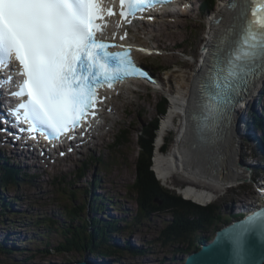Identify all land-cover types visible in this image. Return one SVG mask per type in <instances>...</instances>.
I'll return each instance as SVG.
<instances>
[{"label":"snow or ice","instance_id":"1","mask_svg":"<svg viewBox=\"0 0 264 264\" xmlns=\"http://www.w3.org/2000/svg\"><path fill=\"white\" fill-rule=\"evenodd\" d=\"M171 0H119L122 24L138 13ZM106 0H0V87L15 76L18 99L9 110L17 126L46 139L72 138L70 133L97 115L98 90L114 88L128 78L155 83L131 57V45L103 38L106 17L116 15ZM225 7L237 14L211 50L207 79L201 84L204 102L194 114L200 133L217 132L230 123L236 103L257 78H264V0H228ZM142 18V17H141ZM151 18V17H149ZM223 17L213 23L219 24ZM121 25L118 24L117 27ZM128 33L120 36L125 40ZM119 47L122 51H111ZM149 52L146 49H138ZM150 54V52H149ZM17 70H12L13 63ZM32 138H35L34 136ZM264 199V190H258ZM231 237L236 264L244 259L248 233L264 235V207L245 218Z\"/></svg>","mask_w":264,"mask_h":264},{"label":"rangeland","instance_id":"2","mask_svg":"<svg viewBox=\"0 0 264 264\" xmlns=\"http://www.w3.org/2000/svg\"><path fill=\"white\" fill-rule=\"evenodd\" d=\"M203 1L204 0H197L194 5L195 10L192 13L174 16L168 18L165 21L160 18L157 23L146 25L145 29L148 30L147 35H144V32H141L140 34L136 33L132 34V36H129V38L134 42L137 41L150 46L149 48L152 50L151 52L155 53V56L148 58L144 57L142 54H138V61L140 63L146 62L147 64L158 68L156 70V75L160 80L159 85L156 88L152 89L142 81L137 83L136 86H133L134 90H130V92H132L131 94L122 96V99H119L118 97L113 98L111 101L117 102L121 107L119 113L115 114V117L117 118V120H120L121 123L116 124L117 122H114V120L109 121V127L105 128V131L102 132V134H104V138H97L95 141L93 140V142L91 140L90 142L92 144L88 146L90 147L89 149L83 150L82 148L83 151L81 149H78V152L82 153L80 156L74 155L73 157L64 159H61L57 156V159L53 158L48 160V164H50L48 168L47 165L45 166L44 164L38 162L39 170H30L23 168L27 171V173L35 176V178L30 180L29 182H24L20 186L11 187L8 191H1L0 197L4 200H7V202H10V206L12 207V199H14L12 197L13 194H17L19 196L17 197L21 198V200L16 204V210L19 212L17 215H11L8 212H5L3 215L1 214V240L2 238H5L7 232L9 233L15 230L13 226L8 225L11 221H22V228L25 231V235L27 234V236L25 237L16 234L18 237L17 239H19L20 245L22 243L21 241H26L28 237V241H33L32 236H39L38 232L42 234V232H40L42 231V225L40 226V224H35V222H37L40 218H51L55 222V225H65L66 223H68V220L65 217L64 210V207L67 206V204L74 206L77 203H79L78 205H87V211H85V215H88L91 218L92 213L89 210V208L91 207H88L90 197L85 195V191L89 188H92L91 183L94 180L92 176L95 170H97V174L95 175V177L98 176L101 178L100 185L95 187V195L99 196L102 200L107 198L108 200H106L105 202L107 207L110 201L109 197L112 198V210L109 212L107 211L106 207V212L109 213L108 215L110 216L112 214L113 218L118 219L124 218V222H121V225H123L124 228H126L125 223L132 222L133 217L137 215V204L135 199L136 195L130 191L132 183L136 179L137 175L136 163L138 160L139 152L137 146V131L142 129V125H146L147 122L152 121L155 118L156 107L158 106L161 98L166 97L168 99L169 102L167 109L169 112V109L171 107V98L176 95L178 89L181 90L180 93L183 94L184 91L188 92V88L192 85L194 70L195 67L200 63V55L203 51L202 47H204V43L207 39L206 31L209 28L210 20H213L212 15L203 16L199 12L198 8ZM221 3L222 0H219L217 6H220ZM172 19L183 21L184 23L180 24L181 27L172 28L171 26H173V23H169ZM152 39H154L155 43L150 42ZM151 44L156 45L159 51H153ZM261 88L262 86H260L254 93L252 104L255 103L257 95L261 93ZM262 99L263 101L260 100L258 102L257 107L259 109H261V106L264 104V96H262ZM128 101L132 102V105L130 106L132 111L127 113L126 111H124V106ZM245 112L246 111H244L243 115H245ZM176 114H179V112H176ZM166 115H164L163 117H165ZM163 117L161 118L162 123L161 121L159 122V127L163 124ZM176 117L177 119L175 120ZM250 118L251 116L249 114L247 118L249 122ZM174 120L175 124L178 125L180 123V116L175 115ZM172 122L168 125V127H170L171 125L174 126ZM124 129L128 130L129 132L128 140L124 143L121 142L122 145L118 147H111L110 144L113 142V140H115L119 130ZM160 130L161 127L158 128L156 138ZM176 131L177 127L169 128V130L163 134V137L165 136L163 140H172L173 142H175L177 139ZM240 132L242 134V131ZM191 145L195 149H197L193 141H191ZM239 145L241 146L239 161L243 160V162L249 164L250 168L255 169V166L263 159L259 157L254 158V156L251 159L250 157H248L249 149L245 146V143L239 140ZM174 149L175 147H172V149L170 148L169 151H165L164 153H169L171 151L174 152ZM164 150V147H162V151ZM91 157L100 159L105 164V166H103L104 170L96 160H93V162H91ZM58 159L61 160L58 161ZM262 164L264 165V162ZM84 168L86 169V172L83 173L85 174V177L79 179L76 174L78 172H81ZM245 171L248 175V171L246 169ZM254 176H257L260 181H264V176L262 177V173L256 169L253 172L249 171V175L246 180L244 179L237 183H241L239 185H248L250 184V181ZM55 179L58 181L63 180L64 183L61 182L62 185L60 186L59 182L57 186H54L53 181ZM159 180L161 185L169 191L175 190L174 188H176V186L185 187L187 185V182L194 183L192 180H190V178L188 179L182 176L180 173L171 175L169 180H161L160 178ZM194 180L199 181L197 180V178ZM239 185H237L239 189L232 188L231 190L227 191L223 189L220 192L218 190L219 193L215 195L214 204L220 206L222 216L229 215V213L232 212L233 208L238 207L237 203L239 202L235 201L244 202L246 200H250L251 203L255 202L254 206L260 204V200L258 198L259 196L255 188L245 189L244 187H241ZM106 188H109L112 192L109 191L106 194ZM70 189L79 190L80 192V197L78 198V200H76V202H72L69 199L68 192ZM64 190H66V194L63 193ZM184 190H175L174 192L177 195L181 196L182 193L185 194ZM240 191H242V193ZM112 194H115L116 196H113ZM245 195L251 196V199ZM186 196L190 195L187 194ZM223 196L225 197L223 198ZM114 204H117V207H115ZM19 206H22L25 209V212L21 211ZM107 216L104 215L105 218H107ZM100 218L102 219L103 216ZM171 219L172 216L169 214H160L156 217L151 218V220L149 221H142V226L132 228L133 226L130 225L128 229L123 228L124 230L120 234L124 235L123 237H127V241L134 248L143 247V249L147 251V255L130 258V256L125 254L123 251H120L121 254L117 253V255H113L115 251L111 249L108 251L111 253L113 252L112 257L108 258L107 261H112L118 258L124 264H178V262L176 263V261L181 256L179 257L178 253L176 254L175 252H172L173 249L171 248H162L160 243H157L156 240H154L157 238L159 230L167 225ZM72 224L76 226L78 222L74 221ZM17 231H19V229L15 230V232ZM119 237L120 236L116 235V241L113 242L114 244L112 243L115 248H121L120 244L123 243L120 242ZM61 239L62 237L60 236V234L53 231L49 240L52 241V246H56L58 242L61 241ZM42 240H44V238L36 241L41 242ZM28 241H26L25 243H28ZM33 247H35L36 249H44L45 245L42 243L41 245H33ZM29 254L30 252H28V248L25 251L20 250V252L18 253V255L25 256ZM74 254L75 253H65L62 255L52 254L46 259L41 260V258H37L30 261L29 263L62 264L67 260L74 261ZM1 256L2 255H0V260H8V263L0 264H17L21 263V261L26 258L25 256L17 257V255L15 254H13L12 256L9 255V257L2 256L1 258ZM86 257L88 259L98 258L90 254H87ZM75 258L76 260H83V257L80 254L76 255ZM97 260L100 259L98 258Z\"/></svg>","mask_w":264,"mask_h":264},{"label":"bare ground","instance_id":"3","mask_svg":"<svg viewBox=\"0 0 264 264\" xmlns=\"http://www.w3.org/2000/svg\"><path fill=\"white\" fill-rule=\"evenodd\" d=\"M235 2H239V0H235ZM227 3H228V0H225L220 6L217 7L215 14H214V19L212 21H210V25H209L208 33H207V37H206L207 39L204 43V47L202 49L203 51L200 55L201 56V63L195 67L194 74L192 73L194 76L193 81H192V85L188 88V92L184 91L183 94H181L180 93L181 90L178 89V91L176 92V95H174L171 98V103H170L171 107L169 109V112H168V109L166 110V114H167V112H168V114L167 115L165 114L166 116L163 117V124L160 126L161 130H160V132L156 138V144H157V146H159L160 142L163 141V139L165 138V136L163 137V134L165 132H167L169 130V128L177 127V131H176L177 139L174 142V147H175L174 152L171 151L169 153H164V155H163L160 153V151H157L155 154V157L153 158L154 163H155V168L157 170V175L159 176V178L161 180L169 179L170 177L168 178L167 176H169L173 172L174 169L180 170L181 168L183 171H185L188 174V176H191L194 179L198 178L199 181H194L189 177L190 180H192L195 183H191V182L188 183L187 182L188 183L186 185L187 188L184 190L185 194L190 195L193 199L190 196H186L183 193L182 194L184 196H186L187 198H190L192 200L201 201V202H208L209 198L212 197V194L215 196L221 190L226 189L225 187H227V185L228 186H232V185L236 186L239 184L237 182H240V181H242L248 177V175L246 174V171H245L247 166L246 165L243 166L242 163L239 161L240 149H241V146L239 145V140L241 142H243V138H244L243 136H246L249 139V142L251 143V146H252L251 152L249 150V153H248L249 157H251V155H253L254 158L259 157L261 155L260 147H261L262 143L264 142V140L262 138H260L258 136V134L254 131V129L252 127V123H249V124L247 123L248 115H243L244 111L250 110L249 108H244V106H246V105L253 108V109H258L256 103L252 104V98H253V94L256 92V90L260 86H262V84L264 82V78H257L255 80L254 84L248 88L246 94L243 95V97H245V98L243 100H241V102H240L241 105H237L234 107V109L236 111L233 112V115L230 116V123H228L227 121L222 123L221 126L219 127V129L217 130V132L215 133V135H213L211 132L202 133L200 137L205 141L203 144L198 142V139L196 138V136L194 134V129H197L199 121L193 119V115L194 114L199 115L201 113V107L200 106L203 102L202 96L200 94L201 89L199 88V84H202V82L204 80H206V78H207L206 74H207L208 69H209L210 64H211V59H210L211 50L216 46L221 34L233 22V17L236 16V14H237L235 11H232L229 8L225 7V5ZM184 14L185 13H183L181 15H184ZM221 16L223 17V20L221 23H219V24L213 23V21L215 19H217ZM169 23H173V26H171L172 28H178V27H181L180 24H182L184 22L172 19ZM125 40L121 41L119 39L120 44L134 46L136 51H137V54H139L138 49H142L141 46L135 44L134 42L125 41ZM137 54H136V56H137ZM3 74H5V73L3 72ZM0 91H2L1 87H0ZM261 93L263 95V92H261ZM128 94H131V92H129L128 90H124L122 92V95L119 96V98L122 99L121 98L122 96H127ZM260 100L263 101L261 95H260ZM131 105H132V102L128 101L127 104L124 106L125 111L127 113L132 111V109L130 107ZM242 107L244 109H242ZM261 108L262 109L264 108V104H263V106H261ZM120 109H121V107L118 105L117 102L108 101V106H107L106 112H105L106 124L100 130L101 133H100V136H98L99 139L104 138V134H102V132L105 131V128L109 127V125H108L109 121L114 120V122H117L116 124L121 123V121L117 120V118L115 117V114H118ZM176 112H179V114H176ZM248 113L252 114L253 116L256 115L251 110ZM175 115L180 116V123L178 125L175 124V120L177 119V117H176L174 120ZM239 120L241 123L240 124L241 127H239ZM160 121L162 123V119H160ZM172 121H174V122H172ZM171 122L173 123L174 126L171 125L170 127H168V125L171 124ZM0 125H2V124L0 123ZM261 125L264 127V124L261 123ZM167 127H168V130H167ZM240 131H242V134ZM117 134H119V133H117ZM10 138L12 140L11 136L7 138V134L4 131H2V132L0 131V163H1L0 167H4L7 165L9 167L8 169H11L12 171H17V173L21 177H23L24 173H25V171H24L25 169H23V168L30 169V170H35V169L39 170L38 158L45 160L46 158L44 157V154H41L38 157L34 156L32 148L30 146H28L27 144L22 145V146H18L16 144L8 145L7 141ZM191 141L194 142V144L196 145V148L199 151L191 145ZM13 142L19 143L17 141H13ZM120 142L121 141H119V143ZM112 146L116 147V145L114 143ZM82 148H83V150L87 149L86 146L82 147ZM78 149H77V151H79ZM3 155H4V157H3ZM263 162H264V160L259 162L258 163L259 165L257 164V166L258 167H260V166L264 167V165L262 164ZM23 171H24V173H23ZM87 173H88V169H87ZM96 174H97V170L94 171V174L92 176L94 179L93 182L98 181V185H100L101 178L98 176L95 177ZM2 177H4V176H2ZM15 180L21 181L20 179H18L17 176L15 177ZM13 185H14V183H10L9 188H6V190L8 191L11 187H13ZM236 189H239V188L236 186ZM218 190H219V192H218ZM109 191H111V190L108 188L105 191L106 194ZM240 192L242 193V191H240ZM112 195L116 196L115 194H112ZM17 196H18L17 194H13V196H12L14 198L13 199V207H12L13 215H17L19 213L16 210V207H17L16 204L21 200V198H18L19 196L18 197ZM224 197L225 196H223V198ZM109 199H110V201L108 203V207L106 206V204L104 202H103V205H104L105 210L107 207V211L110 212L112 210V207H111L112 206L111 205L112 198L109 197ZM233 201H235V200H233ZM235 202H239V201H235ZM99 203H101V201H99ZM114 205H115V207H117L116 206L117 204H114ZM19 208L21 209V211L25 212V209L22 206H19ZM239 211L240 210H237V212H239ZM26 212H27V210H26ZM108 214L109 213H107V215ZM108 216H107V218L111 219V222L113 221V223H114L112 214L109 217ZM244 218H245V216L238 214V219L242 220ZM39 220L41 222L42 218H40ZM121 220L124 221V218H122ZM21 222L22 221L17 220V221H11L8 224L9 226H13L15 228V230L19 229V231L15 232V230H14V231H11L9 233L6 231L7 234L5 235V238H2V240L0 239V243H3V245L6 249L12 250L13 248L20 246L19 239H17L18 237L16 234H18L22 237L27 236V234L25 235V231L22 228ZM18 224H19V226H18ZM35 224L38 225L40 223L35 222ZM40 226H41V224H40ZM132 226H133L132 228L136 227V225H132ZM113 227L116 230V232H114V233H117L118 231H120L119 230L120 228L121 229L123 228V225H120L119 227H116L113 225ZM128 228L129 227H126V229H128ZM131 230H133V229H131ZM40 232H43V230ZM124 232H126V231H124ZM119 233H121V232H119ZM121 235L122 234H120L118 236L121 237ZM109 236L112 238L115 237V236L110 235V234H109ZM28 239H29V237H28ZM28 239H27V241H28ZM35 239H36V237H33V241L31 243L34 246H36ZM154 240H157V239H154ZM21 242H23V241H21ZM21 244H23V243H21ZM136 248H137L136 251H138L139 254L136 256L130 255V258L139 257L141 255V252L143 251V247H136ZM32 249H30L28 252L31 253ZM172 252H173V250H172ZM108 253L111 255L113 252L111 253L108 251ZM52 254H56V253H50V254H47L45 256L41 255L40 258H46ZM113 255H117V253L114 252ZM96 260L95 261L89 260V261L90 262H96ZM115 260H117V261H115ZM115 260H112V261H115V262L120 261V259H118V258H116ZM97 261H99V260H97ZM162 261H164V260H162ZM0 262L2 263V260H0ZM29 262H26L23 259L21 261V263H17V264H28ZM107 264H115V263L109 261V263H107ZM119 264H124V263H119Z\"/></svg>","mask_w":264,"mask_h":264},{"label":"trees","instance_id":"4","mask_svg":"<svg viewBox=\"0 0 264 264\" xmlns=\"http://www.w3.org/2000/svg\"><path fill=\"white\" fill-rule=\"evenodd\" d=\"M215 3L216 0H206L203 11H205V9L212 11ZM152 69L153 71H156L158 68L153 67ZM262 92L264 95V87L262 88ZM167 108L168 102L166 98H161L157 106L155 118L152 121L147 122L146 125H142V129L137 131V145L139 148L138 160L136 163L137 175L130 188V191L136 195L137 215L133 217L131 223L127 222L125 224L126 227H129L130 225H136V227H138L142 226V221H149L151 218L160 214L171 215L172 219L169 223L159 230L156 241L160 243L162 248H171L181 255L190 253L195 249V244L199 237L197 236V231L201 226L213 225L219 227L220 221L224 218L221 215L219 205L213 204L211 208L209 206L203 207L191 201L185 200L182 196L164 188L152 171V159L155 149L154 142L159 128L160 119L166 114ZM255 121V126H258V118H256ZM124 133V137L117 138L116 145L121 144V142L119 143L120 139L125 142L127 141V132ZM164 144V149L166 150L168 147V141H165ZM260 149L262 151H260V156L264 159V142L262 143ZM0 168H2L0 169L1 191H4V189L8 187L9 183L21 185V182L15 180V177L18 174L16 171H12L6 166ZM61 182L59 183L60 186L62 185ZM94 184L95 186L98 185V181H95ZM54 186L57 185L54 184ZM63 193L66 194L67 192L64 191ZM85 195L91 196V191L86 190ZM68 196L72 202H76V200L80 197V192L79 190L70 189ZM99 198L100 197L93 196L94 200L91 203L92 208L95 210L93 211L97 214H100L102 211V207L98 204ZM78 204L79 203L75 204V206L67 204V206L64 207L65 217L68 220V223L63 226L55 225V222L50 218L42 219L41 222L40 220L37 221L42 225L44 236L47 238V240L43 242L46 247L45 255L50 253H56L58 255H62L63 253H75L73 256L76 257V254L79 253L93 254L96 252L101 255L106 254L107 256L112 257V254L110 255L108 253V249L105 250L103 246L107 241H116V238L110 237L109 234L113 236L120 235L119 232H123L126 228H120V231L114 233L116 230L113 225L119 227L120 221L113 219V223V221H101L96 217L90 218L88 215H85L87 205ZM8 209L9 202L0 197V210L2 211H0V217L1 214L3 215L5 212L7 213ZM210 211H212L213 214ZM229 218L232 219V217ZM74 221L78 222L76 226L72 224ZM53 231L59 233L62 237L61 241H59L56 246H52V241H49V237ZM123 236L124 235H121L120 237V241L123 242L120 244V247L123 248L124 253L129 256L138 255L139 253L136 251L137 248L131 246V244L127 241V237ZM3 247V243H0V255L9 257L12 252L8 251V253H5L3 251L5 248ZM25 257L26 258L24 260L29 262L33 256L27 255ZM111 262L115 264L122 263L121 261ZM2 263H8V260L2 259Z\"/></svg>","mask_w":264,"mask_h":264},{"label":"water","instance_id":"5","mask_svg":"<svg viewBox=\"0 0 264 264\" xmlns=\"http://www.w3.org/2000/svg\"><path fill=\"white\" fill-rule=\"evenodd\" d=\"M198 128V127H197ZM196 138L198 139V142L199 143H201V144H203L205 141L200 137L201 136V133L200 132H198L197 130H196ZM168 178L170 177V175L169 176H167ZM167 180H169V179H167ZM243 223V222H242ZM241 223V224H242ZM237 225H235V226H231L230 228H228L227 230H225L224 232H222V236H220L219 238H218V241L220 240V239H222L223 240V242H225L226 244H228V243H230V242H232V240H231V236H229V235H227L229 232H231V231H233V229L236 227ZM214 239V238H213ZM228 240V241H227ZM263 240V242H264V238L262 239ZM222 242V243H223ZM216 245H213V246H210L208 249H206V250H204V251H202V252H200L198 255H196V256H194V257H192L191 258V260L190 261H188L187 262V264H233V258H226V257H221L219 260H217L216 262H213L212 261V258H210V257H212L215 253H220V251L219 250H217L218 248L217 247H215ZM254 246H255V244L253 245V247L251 248V249H247V252H248V254L246 255V257H245V262H244V264H259L261 261H262V259L264 258V248H263V253H262V249H258L257 250V248L258 247H255L254 248ZM261 246H264V244L263 245H261ZM261 246H259V247H261ZM230 248H234L233 246H229ZM254 248V249H253ZM252 252H256V253H259V255H258V259H255V257H256V255L254 254V253H252ZM254 255V261L252 260V257L251 256H253ZM213 259H216V258H213ZM228 260L230 261V262H228ZM252 260V261H251ZM235 261V260H234ZM81 264H83V263H81Z\"/></svg>","mask_w":264,"mask_h":264}]
</instances>
